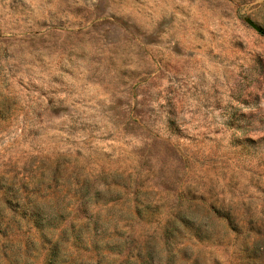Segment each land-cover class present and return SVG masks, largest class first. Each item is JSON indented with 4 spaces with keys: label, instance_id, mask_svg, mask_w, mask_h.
Returning a JSON list of instances; mask_svg holds the SVG:
<instances>
[{
    "label": "rangeland",
    "instance_id": "374dc122",
    "mask_svg": "<svg viewBox=\"0 0 264 264\" xmlns=\"http://www.w3.org/2000/svg\"><path fill=\"white\" fill-rule=\"evenodd\" d=\"M0 264H264V0H0Z\"/></svg>",
    "mask_w": 264,
    "mask_h": 264
},
{
    "label": "water",
    "instance_id": "95a60500",
    "mask_svg": "<svg viewBox=\"0 0 264 264\" xmlns=\"http://www.w3.org/2000/svg\"><path fill=\"white\" fill-rule=\"evenodd\" d=\"M246 23L255 31H258L257 28L248 20H246Z\"/></svg>",
    "mask_w": 264,
    "mask_h": 264
}]
</instances>
